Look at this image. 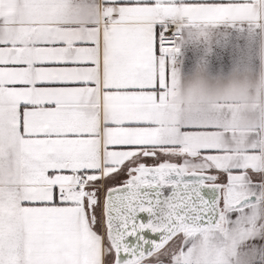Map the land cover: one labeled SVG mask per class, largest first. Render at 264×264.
<instances>
[{
  "label": "snow or ice",
  "instance_id": "obj_1",
  "mask_svg": "<svg viewBox=\"0 0 264 264\" xmlns=\"http://www.w3.org/2000/svg\"><path fill=\"white\" fill-rule=\"evenodd\" d=\"M55 2L0 0V264H192L190 235L242 212L233 264H264L261 149L163 115L178 61L243 59L245 0H72L83 27L6 29Z\"/></svg>",
  "mask_w": 264,
  "mask_h": 264
},
{
  "label": "crops",
  "instance_id": "obj_2",
  "mask_svg": "<svg viewBox=\"0 0 264 264\" xmlns=\"http://www.w3.org/2000/svg\"><path fill=\"white\" fill-rule=\"evenodd\" d=\"M72 7V0H56L32 17L41 22L10 23L6 29L9 32L35 29L34 36L46 34L62 28L64 25L56 21L69 16L83 27L87 16L70 11ZM237 11L244 16L243 25H238L243 28V59L227 71L215 72L200 60H195L185 71L183 60L178 61L180 76L176 92L163 115L173 130L181 123L218 125L216 131L197 137L202 145L218 143L241 152L259 148L264 154V0H251V3L245 0ZM5 15L16 17L15 7L9 8ZM245 224L255 225L248 212L241 213L238 227L225 225L193 232L187 241L186 256L192 264H233L237 247L244 243L239 229Z\"/></svg>",
  "mask_w": 264,
  "mask_h": 264
}]
</instances>
